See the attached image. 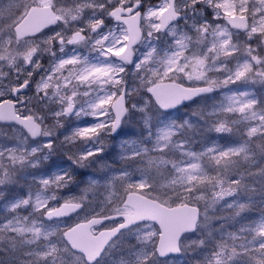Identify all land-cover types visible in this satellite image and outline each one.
I'll list each match as a JSON object with an SVG mask.
<instances>
[{
    "label": "snow or ice",
    "instance_id": "obj_1",
    "mask_svg": "<svg viewBox=\"0 0 264 264\" xmlns=\"http://www.w3.org/2000/svg\"><path fill=\"white\" fill-rule=\"evenodd\" d=\"M0 252L264 264V0L0 4Z\"/></svg>",
    "mask_w": 264,
    "mask_h": 264
},
{
    "label": "rangeland",
    "instance_id": "obj_2",
    "mask_svg": "<svg viewBox=\"0 0 264 264\" xmlns=\"http://www.w3.org/2000/svg\"><path fill=\"white\" fill-rule=\"evenodd\" d=\"M6 2H8V1H6ZM0 4L6 5L7 3H5V4L4 3H0ZM194 107H195V105H191V107L186 108L185 110L179 111L178 113L175 112L174 115H183V113H185L186 111H189L190 112L191 111V108H194ZM211 135L217 138V134L212 133ZM231 140H232V138H225V139H221L220 142L221 143L231 142ZM112 155H113V153L110 150L109 151V157L111 158ZM69 163H70L69 161H63L62 166H67ZM76 171H77V174L79 176H81L82 178H87L88 175L90 174V170H86V169H77ZM4 255L5 254L3 252H0V258H3ZM191 258H192V254H191V252H188L187 255H186V257H185V261L188 262V263H190ZM183 263H184V261H183V258H182L181 260H178V261H174V262H170V263H161V264H183Z\"/></svg>",
    "mask_w": 264,
    "mask_h": 264
},
{
    "label": "water",
    "instance_id": "obj_3",
    "mask_svg": "<svg viewBox=\"0 0 264 264\" xmlns=\"http://www.w3.org/2000/svg\"><path fill=\"white\" fill-rule=\"evenodd\" d=\"M186 103V102H185ZM181 253V252H180ZM180 253H172V254H169L167 257H164V258H161V259H165V258H169V257H171V256H173V255H179Z\"/></svg>",
    "mask_w": 264,
    "mask_h": 264
},
{
    "label": "flooded vegetation",
    "instance_id": "obj_4",
    "mask_svg": "<svg viewBox=\"0 0 264 264\" xmlns=\"http://www.w3.org/2000/svg\"><path fill=\"white\" fill-rule=\"evenodd\" d=\"M6 1H8V0H0V3H8V2H6Z\"/></svg>",
    "mask_w": 264,
    "mask_h": 264
},
{
    "label": "trees",
    "instance_id": "obj_5",
    "mask_svg": "<svg viewBox=\"0 0 264 264\" xmlns=\"http://www.w3.org/2000/svg\"><path fill=\"white\" fill-rule=\"evenodd\" d=\"M187 255V252H185V256ZM185 264H190V263H188V262H186Z\"/></svg>",
    "mask_w": 264,
    "mask_h": 264
},
{
    "label": "bare ground",
    "instance_id": "obj_6",
    "mask_svg": "<svg viewBox=\"0 0 264 264\" xmlns=\"http://www.w3.org/2000/svg\"><path fill=\"white\" fill-rule=\"evenodd\" d=\"M188 253V252H187Z\"/></svg>",
    "mask_w": 264,
    "mask_h": 264
}]
</instances>
